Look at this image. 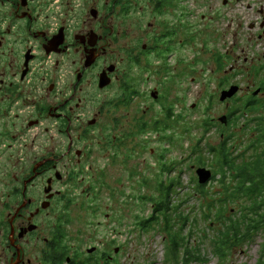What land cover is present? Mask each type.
<instances>
[{
	"label": "flooded vegetation",
	"instance_id": "af4514ba",
	"mask_svg": "<svg viewBox=\"0 0 264 264\" xmlns=\"http://www.w3.org/2000/svg\"><path fill=\"white\" fill-rule=\"evenodd\" d=\"M244 31L254 48L248 54L239 49ZM224 36H231L227 72L225 56L212 49ZM199 41L203 50L210 45L223 81L234 76L256 84L245 92L237 85L243 98L223 102L226 111L249 102L253 106L238 107L236 115L264 113V0H0V264H120L123 246L110 247L118 241L117 220L106 214L104 221H73V197L89 198L101 186L86 178L95 150L107 155L126 145L125 126L135 128L129 136L144 135L138 131L148 122L151 104L160 106V79L177 82L194 74ZM185 51L191 56L184 58ZM121 108L126 121L112 120L120 133L109 139L106 116ZM228 113L224 126L231 128ZM255 121L260 135L253 144L262 152L264 116ZM247 153L226 158L224 185L226 205L232 206L227 217L239 220L248 212L249 222L264 216V188L251 197L233 192L240 182L250 190L255 175L264 178V156ZM237 168L244 174L234 179ZM98 174L96 179L104 175ZM193 175L196 182L195 169ZM213 183L219 185L217 179L206 185ZM110 190L111 201L113 195L124 200L122 189ZM140 196L150 195L134 196L141 203L135 216H148L153 206ZM135 216L129 233L137 231L134 240H140L144 222ZM104 227L110 230L103 239Z\"/></svg>",
	"mask_w": 264,
	"mask_h": 264
},
{
	"label": "rangeland",
	"instance_id": "374dc122",
	"mask_svg": "<svg viewBox=\"0 0 264 264\" xmlns=\"http://www.w3.org/2000/svg\"><path fill=\"white\" fill-rule=\"evenodd\" d=\"M253 2V0H250ZM189 5V3H186ZM247 37L244 31L238 38L241 39L239 49H244L245 54L254 51L252 45L245 39ZM220 41L213 44V48H218L214 53L222 54L224 57L227 53V49L231 45V36H224L219 38ZM185 48V47H184ZM184 48L182 50L184 51ZM210 45H207L203 50L201 48V42L197 43L196 51L197 64L195 65L192 75L186 80H164L161 82V94L159 103L151 104L150 111L147 116V120L150 124L154 121H160L164 124L165 117L164 108H170L173 113V118L169 121L168 125L171 126L167 132V137L173 138L174 142L168 144L164 141V132L153 133L146 130L142 136H129L131 131H135V128H127L122 131L126 134L128 142L118 150L109 151L107 155L102 153H96L94 151L95 159L91 162L92 170L86 174V178L91 177L92 182H101V186L94 190V195H90L89 198H76L73 197L72 204H76L74 210L71 212V219L73 221L84 220H96L104 221L106 214L107 218H113L118 222L119 235L117 236V242L110 247L123 246L122 254L118 257L120 264H262L263 259L261 253L263 252L262 246L264 245V229L254 235L253 239L241 243L237 246L222 247L224 256L219 258L212 245V241H219L217 238L222 226L219 224H210V222L202 219V214L197 209L198 195L192 194L194 192L193 184L194 169L203 168V166L196 165V159L198 156L203 161H208L210 166L213 163L210 158H207V150L210 147H216L222 139H227L232 132L235 131L236 137L232 138L230 144L236 146L237 154L240 155L247 150V155H253L254 152L251 147L254 141L259 139L260 133L256 131V121H249L247 127L243 126L249 119H242L240 126L241 130L232 129L229 126H224L219 122V118L222 115H226V107L223 102H219V94L222 90H227L231 85H240L243 91H246L247 86L251 84L244 83V77H237L234 80V76H229L230 79L223 81L226 76L222 71L216 70V63L212 61L213 57L210 56ZM188 53L183 52V56ZM188 56H191L188 54ZM225 60V62H224ZM223 69L225 72L229 69L230 57H224ZM171 66H175L174 58L168 62ZM171 70V69H170ZM244 73V71H241ZM263 75V73H262ZM150 76V74H149ZM190 77H194L195 81L191 82ZM165 81V82H164ZM167 82V83H166ZM147 86V85H146ZM151 86V84H148ZM175 86L176 88L172 89ZM256 86L253 85L254 88ZM165 87V88H164ZM164 89V90H163ZM163 90V93H162ZM116 93L121 92V88L117 87L113 90ZM165 95V97H164ZM232 98H243L240 91L236 93ZM228 100V99H227ZM237 102V101H236ZM258 104L262 101L258 100ZM194 105V107H192ZM230 106L232 103L229 104ZM233 105H236L233 104ZM126 109L111 110L110 114L106 116V121L109 123L107 128V136L109 139L112 135L118 136L120 132L114 129L112 122L113 119H119V123H124L126 117L123 115ZM263 112H256L255 117H263ZM205 123V125H203ZM231 125V124H230ZM253 129V130H252ZM240 131V132H239ZM132 133L131 135H133ZM264 135V133H261ZM145 141L144 145H141V141ZM264 140V136L263 139ZM226 143V140H224ZM251 145V147H250ZM166 150H163L162 148ZM196 147L199 153H193L192 149ZM233 149V151H236ZM230 151V150H229ZM115 152V154H112ZM163 153L166 162H172L176 166V172L183 170L181 175L182 189H179L180 193L178 197L174 198V201L180 199H186L190 197L189 201L184 205L183 211L189 213L190 222L182 231L184 244L179 250L175 259L171 255L168 247L167 240L164 234L152 235V233H144V236L140 240H134L137 231L129 233L132 229L133 217L137 214H141L139 207L140 202H135L136 196L140 193L147 195H156L155 190V178L158 173V159L157 156ZM235 153V152H232ZM130 155V158L126 161L124 157ZM235 155V154H233ZM208 168V167H206ZM135 170L133 177H130V173ZM99 172H103L102 178L99 177ZM142 177H147L151 180V186L149 188H139ZM88 180V179H87ZM96 188V186H93ZM113 189H122L125 193V198L122 201L120 195H115L116 201H111L110 193ZM139 188V190H138ZM207 189H211L213 192L218 191V185L216 183L206 186ZM79 192V191H78ZM120 199L119 200H117ZM127 200V203H126ZM118 201V202H117ZM116 203L112 208L111 203ZM82 205V206H81ZM92 205V206H91ZM97 205V207H96ZM232 206L226 207V210H231ZM94 208V209H93ZM143 213L148 214V208ZM215 210L212 212V215ZM238 219V216H235ZM119 222L123 225H119ZM109 225V224H106ZM209 225L211 227H209ZM110 227L101 228L102 237L105 238L108 235ZM130 237V238H129ZM133 237L132 242H128ZM104 241V240H103ZM125 243L122 244V242ZM166 241V242H165ZM105 242V241H104ZM185 245V246H184ZM219 246V245H218ZM189 251V254H188ZM187 256L185 258V254ZM199 260L196 261L195 259Z\"/></svg>",
	"mask_w": 264,
	"mask_h": 264
},
{
	"label": "trees",
	"instance_id": "16d2710c",
	"mask_svg": "<svg viewBox=\"0 0 264 264\" xmlns=\"http://www.w3.org/2000/svg\"><path fill=\"white\" fill-rule=\"evenodd\" d=\"M217 68L221 69L222 67L217 64ZM238 101V100H237ZM239 102V101H238ZM240 106H253L249 102L247 104H237L233 105L232 108H235L231 112L228 113V118L231 120V131L232 129L235 130H242L243 127L240 126L239 122L241 123L242 119L247 120L246 123L243 124V126L247 127L249 125V121L255 122L256 117L254 112H244L241 111L236 115L238 112L237 108ZM164 117L165 122L164 124L160 121H154L153 124L146 123L144 124L138 133L145 132L146 130H149V132L153 133H163V136L167 134L168 130H170L171 126L168 125L169 121L173 118V113L170 108H164ZM205 125V123H203ZM240 132V131H239ZM136 135L135 133L130 136ZM236 137L235 131L230 134V136L227 139H222L220 144L216 147H210L207 150V158H210V161L213 163L210 166L208 165V161H203L200 156L196 159V165L197 166H203L208 167V169L212 170V176L211 180H218V191L213 192L211 189L206 188L205 185H199L196 181L193 184L194 192L192 194H196L199 196L197 200V209L202 214V219L205 221L210 222V224H219L222 226L221 230L218 233L219 241H212V245L214 248L215 254L222 258L224 256V252L222 247L227 246H237L241 243L248 242L253 239L254 235H256V232L262 231L264 229V216L260 218V220H256L254 217L250 219V221H246L245 216L248 215V212H246V215L243 217H240V222L238 219H233L231 217H227L229 212L226 210V202L230 198L229 192L224 185V178H225V167H228V161L227 157L229 155H233L236 153H232V148H229L228 144L224 142V140H230L232 138ZM164 141L168 144H172L174 142V139L171 137H163ZM260 144V143H258ZM260 148V147H259ZM257 146H253V155L258 156H264V150L261 152H258L259 149ZM163 150H166L164 147ZM230 150V151H229ZM193 153H199V151L196 150V147H193L192 149ZM257 151V152H256ZM244 154V153H242ZM130 158V155H126L124 157V160ZM158 159V173L155 178V187L154 190L157 193V196L150 195L149 197H142L140 196V199L143 201V204L150 203L153 207L149 213L148 216L144 217H138L135 216L136 220H141L144 223L141 225L142 228L147 233H153V231L157 232V230L160 231V233L164 234L168 247L170 249L171 255L176 257L179 250L183 247V244L185 243L182 235V231L187 226V224L190 222V216L189 213H185L183 211L184 205L189 201L190 197H186V199H180L179 201H174L173 199L179 196V189H182V182H181V175L184 173L183 170L180 169V171L176 172V166L172 162H166L163 153H160L157 156ZM257 163H255V168H253V173H257ZM235 175L234 179L241 178L244 174L243 168H237L234 169ZM135 173V170L133 173H130V177H133V174ZM218 177V178H217ZM254 183L252 185V188L250 190H247V186H244L243 182H240L233 192L235 195H242V196H248L251 197L255 192H260L264 188V178H260V176L255 175L254 176ZM256 181V182H255ZM151 186V180L147 177H142V180L140 182L139 188L145 187L149 188ZM138 188V190H139ZM262 194L260 192L258 195ZM136 198V197H134ZM264 202V200L262 201ZM215 210V213L212 215V212ZM145 212V211H144ZM264 213V212H263ZM254 214V213H253ZM254 216V215H253ZM147 224V225H145ZM160 227V229L158 228ZM209 227H211L209 225ZM166 242V241H165ZM219 245V246H218ZM185 246V245H184ZM232 247V248H233ZM189 254V251H188ZM187 256V252L185 254V258ZM196 261L199 259L196 258Z\"/></svg>",
	"mask_w": 264,
	"mask_h": 264
},
{
	"label": "water",
	"instance_id": "95a60500",
	"mask_svg": "<svg viewBox=\"0 0 264 264\" xmlns=\"http://www.w3.org/2000/svg\"><path fill=\"white\" fill-rule=\"evenodd\" d=\"M105 84L106 83L104 80V75H101L99 79V86L103 87L105 86ZM238 90V86L231 85L227 90L220 91L219 102H225L227 99H231L238 92ZM256 93L257 91L254 92V94ZM218 120L222 125H225L227 123V119L224 115H222ZM195 175L197 177V182L199 185H205L211 179L212 176L211 171L206 168L195 169Z\"/></svg>",
	"mask_w": 264,
	"mask_h": 264
}]
</instances>
